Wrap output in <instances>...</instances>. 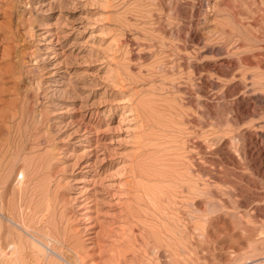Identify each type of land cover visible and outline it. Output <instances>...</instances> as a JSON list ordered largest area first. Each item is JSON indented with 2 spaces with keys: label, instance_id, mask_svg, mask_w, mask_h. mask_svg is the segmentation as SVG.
<instances>
[{
  "label": "rangeland",
  "instance_id": "obj_1",
  "mask_svg": "<svg viewBox=\"0 0 264 264\" xmlns=\"http://www.w3.org/2000/svg\"><path fill=\"white\" fill-rule=\"evenodd\" d=\"M8 263L264 264V0H0Z\"/></svg>",
  "mask_w": 264,
  "mask_h": 264
},
{
  "label": "bare ground",
  "instance_id": "obj_2",
  "mask_svg": "<svg viewBox=\"0 0 264 264\" xmlns=\"http://www.w3.org/2000/svg\"><path fill=\"white\" fill-rule=\"evenodd\" d=\"M6 259H7V258H6ZM10 259H11V258H10ZM10 259H9V260H10ZM9 263H10V262H9ZM9 263H8V264H9Z\"/></svg>",
  "mask_w": 264,
  "mask_h": 264
}]
</instances>
